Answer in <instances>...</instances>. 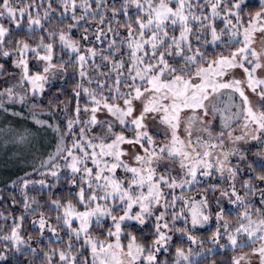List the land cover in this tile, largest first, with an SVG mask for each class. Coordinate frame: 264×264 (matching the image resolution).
Here are the masks:
<instances>
[{
  "label": "snow or ice",
  "instance_id": "1",
  "mask_svg": "<svg viewBox=\"0 0 264 264\" xmlns=\"http://www.w3.org/2000/svg\"><path fill=\"white\" fill-rule=\"evenodd\" d=\"M0 113V264H264V0H0Z\"/></svg>",
  "mask_w": 264,
  "mask_h": 264
},
{
  "label": "trees",
  "instance_id": "2",
  "mask_svg": "<svg viewBox=\"0 0 264 264\" xmlns=\"http://www.w3.org/2000/svg\"><path fill=\"white\" fill-rule=\"evenodd\" d=\"M257 2L258 0H248V3L250 5H255ZM68 87H70V85H68ZM5 123H14V126L20 128H34L33 122L27 118V115H25L24 118H20V117L14 118L11 116H5L4 114L0 113V128H3ZM13 160L14 157L12 156L10 147L5 148L2 141H0V192H3L4 189L7 188L6 177L9 175V173L17 172L18 174V169L17 167L14 166ZM6 165H7V170H5ZM4 194L6 195V193Z\"/></svg>",
  "mask_w": 264,
  "mask_h": 264
},
{
  "label": "rangeland",
  "instance_id": "3",
  "mask_svg": "<svg viewBox=\"0 0 264 264\" xmlns=\"http://www.w3.org/2000/svg\"><path fill=\"white\" fill-rule=\"evenodd\" d=\"M220 257L218 256L217 259H219Z\"/></svg>",
  "mask_w": 264,
  "mask_h": 264
}]
</instances>
